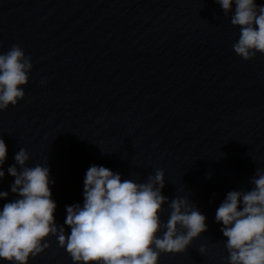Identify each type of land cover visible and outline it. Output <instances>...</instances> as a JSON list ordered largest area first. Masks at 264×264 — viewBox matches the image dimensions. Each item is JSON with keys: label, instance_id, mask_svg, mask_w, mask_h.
I'll use <instances>...</instances> for the list:
<instances>
[{"label": "water", "instance_id": "obj_1", "mask_svg": "<svg viewBox=\"0 0 264 264\" xmlns=\"http://www.w3.org/2000/svg\"><path fill=\"white\" fill-rule=\"evenodd\" d=\"M231 15L215 0H0V54L19 45L33 65L25 97L0 111V207L16 198L7 168L21 148L26 166L50 168L58 227L90 165L137 183L160 169L161 220L185 197L208 227L158 264H227L216 209L264 169V53H235ZM43 243L28 264H73L55 235Z\"/></svg>", "mask_w": 264, "mask_h": 264}, {"label": "clouds", "instance_id": "obj_2", "mask_svg": "<svg viewBox=\"0 0 264 264\" xmlns=\"http://www.w3.org/2000/svg\"><path fill=\"white\" fill-rule=\"evenodd\" d=\"M215 2L225 15L232 13L231 24L239 27L235 53L245 60L264 53V4ZM32 67L31 57L19 45L0 54V111L25 97L22 86L28 83ZM7 155L0 137V179L5 176ZM14 160L7 173L14 178L10 191L16 198L0 207V261L8 264H28L30 257L47 247L42 241L50 235L56 236L73 264H158L161 252H184L207 231L206 216L185 197L173 198L167 220H161L162 206L168 201L162 194L163 170H156L146 183H137L96 164L85 172L82 203L66 205V217L58 227L50 168L26 166L29 154L24 148ZM251 183L250 190L227 192L216 209L215 221L226 238L227 264H264V169L256 170ZM8 195L0 191V199L7 200ZM161 228L165 230L159 235ZM199 251L204 253L205 248Z\"/></svg>", "mask_w": 264, "mask_h": 264}]
</instances>
